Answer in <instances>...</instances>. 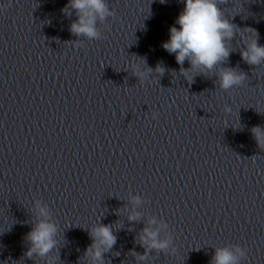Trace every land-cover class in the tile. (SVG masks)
<instances>
[{
    "label": "clouds",
    "instance_id": "obj_1",
    "mask_svg": "<svg viewBox=\"0 0 264 264\" xmlns=\"http://www.w3.org/2000/svg\"><path fill=\"white\" fill-rule=\"evenodd\" d=\"M163 3L164 0H161ZM218 0H184V8L175 20V24L169 29V39L162 43V47L169 53L175 54L177 64L183 66L188 60L192 68L211 70L215 65L227 60L230 49L226 41H230L234 35V26L223 17L221 9L217 6ZM74 9L77 13V20L71 24L70 31L76 36H86L90 39L97 38L99 33L96 29L97 18L103 20L109 11L105 0H68L65 11L68 8ZM255 32V30H252ZM242 58L249 64L256 65L264 60V46L260 45L255 37L247 45L246 50L241 52ZM164 68L157 65L155 71L163 73ZM151 71V69H149ZM143 75L142 72H138ZM187 76V72H185ZM244 79L242 73H236L232 69L221 71L219 74L220 87L229 89L238 85ZM258 146L264 147V129L259 126L252 129ZM139 203V198H136ZM40 215L46 217L47 212L40 208ZM138 213L133 214L129 219H137ZM155 223V219L149 221ZM56 226L45 219L39 220L31 231L27 234V239L31 242V247L26 255L36 252L43 256L48 253L55 244L53 236ZM157 232L149 228L143 229L142 242L148 243L151 248L165 249L167 241H159ZM93 238L91 249L95 258L101 257V252L97 245H104L105 249H110L116 241L110 226L100 225L91 232ZM245 251L240 246L217 248L210 264H240V259L244 257ZM143 258V257H141Z\"/></svg>",
    "mask_w": 264,
    "mask_h": 264
}]
</instances>
